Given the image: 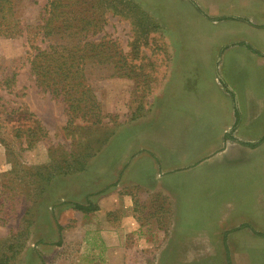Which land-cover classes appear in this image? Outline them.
I'll return each instance as SVG.
<instances>
[{"label": "rangeland", "instance_id": "obj_1", "mask_svg": "<svg viewBox=\"0 0 264 264\" xmlns=\"http://www.w3.org/2000/svg\"><path fill=\"white\" fill-rule=\"evenodd\" d=\"M91 5L104 9L98 36L116 41L125 61L122 77L110 67L96 82L100 126L76 120L80 127L64 129L62 105L34 85L24 41L0 38V80L16 74L9 93L0 90V132L11 148L0 143V253L13 246L10 264H264V0ZM227 110L238 112L239 128L254 129L256 147L230 144ZM30 113L45 137L27 148L15 135L35 125ZM79 163L87 169L64 175ZM138 173L157 175L153 190L134 184ZM120 204L140 228L110 251L102 223L117 224L120 209L104 212ZM158 254L161 262L145 261Z\"/></svg>", "mask_w": 264, "mask_h": 264}, {"label": "trees", "instance_id": "obj_2", "mask_svg": "<svg viewBox=\"0 0 264 264\" xmlns=\"http://www.w3.org/2000/svg\"><path fill=\"white\" fill-rule=\"evenodd\" d=\"M128 5L131 9L138 8L136 4ZM141 16H144L147 24L153 25L144 12ZM105 25L103 6L94 7L91 0H48L43 8H39L35 0H0V38L24 41L26 52L31 56L27 59L34 85L40 92L62 105L66 116L64 129H69V126L80 127L76 120L92 119L94 125L100 126L103 115L96 82L107 78L103 72L110 67L113 69L111 77L120 78L123 75L121 71L125 63L124 55L117 42L106 40V36H98ZM130 64L132 66L129 73L125 74L128 78L135 73V66L132 62ZM15 76V73L11 76L7 74L0 80V90L9 93L16 82ZM28 88L23 86L21 91ZM29 118L35 119L33 127L28 126L23 130L29 133L15 135L16 138L25 137L27 148L45 137L42 121L33 117L32 113ZM0 143L10 153L11 148L1 137V132ZM258 143L251 147H256ZM12 155L17 160L18 156L14 152ZM72 156L70 153L69 157ZM86 169L87 166L83 163L77 170L64 172V175ZM54 175L51 174L53 178ZM75 208L84 213L98 210L91 204H75ZM24 234L25 231H22L16 237ZM12 247L9 244L3 247L0 264H10L13 256L9 255V251ZM17 251L14 256H17Z\"/></svg>", "mask_w": 264, "mask_h": 264}, {"label": "crops", "instance_id": "obj_3", "mask_svg": "<svg viewBox=\"0 0 264 264\" xmlns=\"http://www.w3.org/2000/svg\"><path fill=\"white\" fill-rule=\"evenodd\" d=\"M254 25H256V24L254 23ZM219 67H221V65L218 64L217 68H219ZM245 112H246L245 115H246L247 119L253 117V115H254L252 106L251 107L249 106L246 109ZM227 113L229 115L228 120L231 121L230 125H227V128H230V129H234L235 128L233 136L230 135V134H227V135H230L229 138H230V140H232V142L230 144H234L235 142H233V141L243 142L244 145L249 146V147L252 144H254L256 141L253 138H249L248 137V135L254 134V132H255L254 129L253 128H249V127L241 129V128H239L237 126V124L239 122V116H238V112L237 111H235V110L234 111L227 110ZM228 131L229 130L225 129V131H223V133L224 132L230 133ZM150 145L152 146L151 143H150ZM141 151H142L143 156H145V157L149 156L150 157L149 159H151L153 157V147H149L148 148L147 146H144L141 149ZM146 175L148 177V180L143 179L140 176V173L135 175L134 184L136 186H140L142 190H149V191L153 190V187H152L151 184L153 182L157 181V175H156L155 179L151 178L150 174H146ZM161 183L165 184L166 182H161ZM154 187H155L156 190L160 189V191H161V190L166 189L167 192L170 191V187L166 186V185H159V186L156 185ZM123 199H124L125 202L129 201V203H130L132 201V196L131 195H125ZM122 201L123 200H120V202H122ZM123 207L120 204L118 206V208H110L109 210H107V212H104V214L105 213H110V214L115 215L116 214L115 211H117L115 209H120L119 212L117 213L118 216H119L117 224L111 223L109 221V219H107V218L103 219V223H102V225H103L102 229H104V231H105L104 234H103V240H104L105 245L110 247V249H109L110 251L112 250V247H115V246H118L119 248H121V246L124 244L123 240H125L126 237H127V233L128 232L132 233V232L138 231V229L140 228L139 223L133 217L134 216L133 211H128L126 209V207H128V206H126V207L123 206ZM108 211H111V212H108ZM176 213L179 214V210ZM100 215H103V214H100ZM182 245L185 246L184 244H182ZM163 252H164V250L161 253H163ZM149 260L152 261V262H155V263H159V262L162 261V256L160 254H158V255H156V257H153L151 259H145V261H149Z\"/></svg>", "mask_w": 264, "mask_h": 264}]
</instances>
